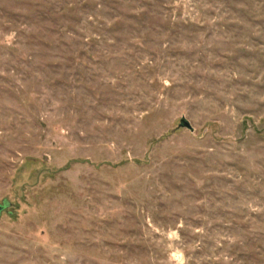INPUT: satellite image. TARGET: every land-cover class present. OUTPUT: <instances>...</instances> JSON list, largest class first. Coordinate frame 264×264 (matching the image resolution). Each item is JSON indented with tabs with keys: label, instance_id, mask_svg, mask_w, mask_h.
<instances>
[{
	"label": "rangeland",
	"instance_id": "obj_1",
	"mask_svg": "<svg viewBox=\"0 0 264 264\" xmlns=\"http://www.w3.org/2000/svg\"><path fill=\"white\" fill-rule=\"evenodd\" d=\"M5 204L0 264H264V0H0Z\"/></svg>",
	"mask_w": 264,
	"mask_h": 264
},
{
	"label": "water",
	"instance_id": "obj_2",
	"mask_svg": "<svg viewBox=\"0 0 264 264\" xmlns=\"http://www.w3.org/2000/svg\"><path fill=\"white\" fill-rule=\"evenodd\" d=\"M180 129H188V130L194 131V129L191 126V124L185 119H183L181 121ZM7 206H8L7 204H5V206H1L0 205V217H1L2 213L4 212V210L7 208Z\"/></svg>",
	"mask_w": 264,
	"mask_h": 264
}]
</instances>
